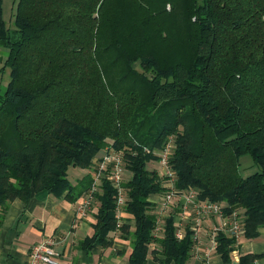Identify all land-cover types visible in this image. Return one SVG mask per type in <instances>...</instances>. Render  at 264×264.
Instances as JSON below:
<instances>
[{
  "label": "trees",
  "instance_id": "1",
  "mask_svg": "<svg viewBox=\"0 0 264 264\" xmlns=\"http://www.w3.org/2000/svg\"><path fill=\"white\" fill-rule=\"evenodd\" d=\"M0 46L10 80L0 87V224L9 205L45 192L74 199L70 170L94 169L106 147L121 153L124 211L136 222L131 264H186L191 235L161 239L148 198L164 191L158 156L171 139L181 192L240 210L246 237L264 226V0H19L14 27L3 19ZM258 170L244 177L240 160ZM76 180V181H78ZM98 195L95 235L117 231L113 185ZM81 191V192H80ZM80 192V193H79ZM130 233L128 225H122ZM218 252L235 249L220 235ZM253 258L245 257L242 264Z\"/></svg>",
  "mask_w": 264,
  "mask_h": 264
},
{
  "label": "crops",
  "instance_id": "2",
  "mask_svg": "<svg viewBox=\"0 0 264 264\" xmlns=\"http://www.w3.org/2000/svg\"><path fill=\"white\" fill-rule=\"evenodd\" d=\"M2 48L0 46V87L5 89L9 80L5 76L6 70L2 71V68L7 52ZM88 174L90 176L92 173ZM79 182L74 181V184ZM101 193L100 189L84 217L79 215L78 208L87 192H81L74 199L40 192L32 194L26 201H13L1 217L0 264H26L32 247L48 239L54 241V248L59 254L58 264H131V235L136 222L125 211L121 216L123 225L130 227L129 234L117 230L111 234L109 244L96 243L91 247L85 244L95 235L101 204L98 195ZM148 200L153 205L151 212L162 219L161 224L165 226L167 220L173 218L177 230H181L185 236L191 235L192 239L197 238V241H193L194 249L186 264H242L245 257L253 258L247 260L246 264H264V226L258 229L257 236L253 238L246 237L245 230L236 248L224 257L213 247L211 237L215 225L220 223L219 218H204L197 226L194 203L183 194L176 197L174 205L166 212L162 211L161 199L157 194L150 195ZM162 259L160 244L152 243L147 264H160Z\"/></svg>",
  "mask_w": 264,
  "mask_h": 264
},
{
  "label": "built area",
  "instance_id": "3",
  "mask_svg": "<svg viewBox=\"0 0 264 264\" xmlns=\"http://www.w3.org/2000/svg\"><path fill=\"white\" fill-rule=\"evenodd\" d=\"M160 158L159 166L165 170L164 175H161L159 170V178L161 186L164 191L157 195L161 199L162 211L166 212L174 205V201L179 194H183L187 197L188 201H192L195 206V215L197 218V226L201 224V221L207 217H217L220 219V223L215 225L212 230V242L213 247L218 249V238L220 235H225L234 241V246L239 244V241L245 233L244 217L240 210H233L230 213H226L225 205L222 203H216L211 201L198 200L197 193L190 189L186 192H181L176 187L177 174L170 165L173 142L170 139L165 147L157 152ZM125 168L124 161L121 153H117L112 147H106L103 149L102 155L94 159V169H92V183L90 189L78 208L80 216L84 217L87 214L88 209L92 205V201L96 194L100 190V187L104 183H109L117 190L116 198V212H117V230H120L123 225V218L121 216L124 211V206L127 202V194L124 189L125 182ZM161 218L157 217L155 230L153 236L159 238L163 235L164 225L161 224ZM185 234L181 230L176 231V238L182 240ZM197 241L195 237L193 241ZM195 245V244H194ZM194 245L192 250L194 249ZM59 254L54 248V241L52 239L44 240L35 244L30 252L29 258L26 264H58Z\"/></svg>",
  "mask_w": 264,
  "mask_h": 264
},
{
  "label": "rangeland",
  "instance_id": "4",
  "mask_svg": "<svg viewBox=\"0 0 264 264\" xmlns=\"http://www.w3.org/2000/svg\"><path fill=\"white\" fill-rule=\"evenodd\" d=\"M18 1L19 0H3V4H2L3 13H2V15H3V19L6 23V25L10 28L14 27L15 13L17 10ZM3 50H5V49H3ZM5 76H7L8 80H10L11 76H10V69L9 68L6 69ZM7 79H6V81H7ZM3 90H5V89H3ZM102 152L103 151H101V153L98 155L99 157L102 155ZM157 165H159V164H157ZM158 167L160 168L161 175H164L165 170L162 169L160 166H158ZM257 170H258V168L254 165L252 158L250 156H245L240 160V171L244 177H247V176L255 173ZM88 173L91 174L92 170L91 169L90 170H84V169H80V168L73 169L72 168L70 170L69 174H70L71 181H76V178L81 179L85 176H88L89 175ZM124 177H125V175H124Z\"/></svg>",
  "mask_w": 264,
  "mask_h": 264
}]
</instances>
